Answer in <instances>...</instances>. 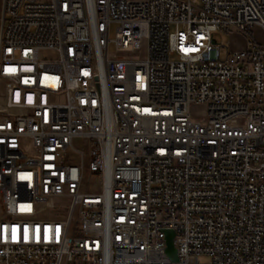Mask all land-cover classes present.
<instances>
[{
	"label": "built area",
	"instance_id": "2783aa9c",
	"mask_svg": "<svg viewBox=\"0 0 264 264\" xmlns=\"http://www.w3.org/2000/svg\"><path fill=\"white\" fill-rule=\"evenodd\" d=\"M256 29L264 0H3L0 264H264Z\"/></svg>",
	"mask_w": 264,
	"mask_h": 264
},
{
	"label": "rangeland",
	"instance_id": "374dc122",
	"mask_svg": "<svg viewBox=\"0 0 264 264\" xmlns=\"http://www.w3.org/2000/svg\"><path fill=\"white\" fill-rule=\"evenodd\" d=\"M2 12H3V0H0V32H1ZM172 31H174V28H172ZM255 33H256V36L260 42L264 41V34H263L262 30L256 29ZM114 38H115V29H113L112 33H111V39H114ZM214 38H215V40L218 41V44H221V45H223L226 40H231L233 50H237V51L239 50L240 51V50H243L245 48V41L242 38V36L239 34H233L232 36H230L229 34L219 32V33L215 34ZM110 52H111V54L115 53V47L114 46H111ZM42 57L43 58L44 57L49 58V57H51V55L49 53L45 52L42 54ZM203 111H204L203 108H195V109H193V114L196 118H201V117H203ZM210 261L211 260L209 257H204L201 259L202 264H208V263H210Z\"/></svg>",
	"mask_w": 264,
	"mask_h": 264
},
{
	"label": "water",
	"instance_id": "95a60500",
	"mask_svg": "<svg viewBox=\"0 0 264 264\" xmlns=\"http://www.w3.org/2000/svg\"><path fill=\"white\" fill-rule=\"evenodd\" d=\"M175 233L173 231L167 232V251L166 254L172 262H179L178 252L174 245Z\"/></svg>",
	"mask_w": 264,
	"mask_h": 264
},
{
	"label": "snow or ice",
	"instance_id": "6c2138e0",
	"mask_svg": "<svg viewBox=\"0 0 264 264\" xmlns=\"http://www.w3.org/2000/svg\"><path fill=\"white\" fill-rule=\"evenodd\" d=\"M59 230L57 229V232H58Z\"/></svg>",
	"mask_w": 264,
	"mask_h": 264
}]
</instances>
